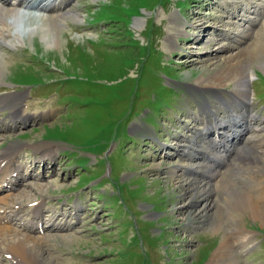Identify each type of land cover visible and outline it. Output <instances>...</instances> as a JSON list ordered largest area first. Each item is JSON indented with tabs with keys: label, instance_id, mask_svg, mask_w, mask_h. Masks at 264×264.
Segmentation results:
<instances>
[{
	"label": "rangeland",
	"instance_id": "obj_1",
	"mask_svg": "<svg viewBox=\"0 0 264 264\" xmlns=\"http://www.w3.org/2000/svg\"><path fill=\"white\" fill-rule=\"evenodd\" d=\"M70 5L78 21L11 36L0 47L8 65L0 83V158L19 148L15 162L24 176L7 190L24 208L11 226L45 237L40 264H210L238 226L251 239L234 243L236 264H264V223L230 210L243 194H264V0ZM21 13V27L52 14ZM236 54L246 58V101L258 115L250 106H226L238 96L234 72L217 89L206 84ZM17 110L31 118L21 122ZM240 113L261 128L242 132L237 154L233 139L225 154L212 156L205 141L217 140V132L198 137L204 120ZM191 150L209 153L213 177L202 178L208 172ZM33 201H43L44 211L68 208L56 212L59 228L44 235L22 228ZM10 263L0 253V264Z\"/></svg>",
	"mask_w": 264,
	"mask_h": 264
},
{
	"label": "bare ground",
	"instance_id": "obj_2",
	"mask_svg": "<svg viewBox=\"0 0 264 264\" xmlns=\"http://www.w3.org/2000/svg\"><path fill=\"white\" fill-rule=\"evenodd\" d=\"M42 2L45 3L40 5V3ZM70 2L71 0H0V47L6 46L8 44L7 41L11 36L14 37V39H19L21 37L25 39L26 37L28 38L29 36H34L36 31L41 32L43 27L45 28L43 29L45 33H50L53 32V30L59 31V26H60L59 24H62L63 22H66L68 20L78 21V17L75 9L69 8L68 10H66L70 5ZM22 10H27L30 12H39V11L46 13L51 12L52 14L42 19L39 17H37L36 19L33 17L29 18L28 19L29 23L26 22L28 24L27 25L24 24L23 27H21V23L19 20H21L23 17L21 13ZM34 20L36 21L39 20L40 26L35 25L36 23ZM42 20L43 21L45 20L44 23L42 22ZM245 59L243 58V54L240 56L236 54L229 57L228 59L229 65L225 69H219L217 70L216 73L213 74L212 78L214 79V85H210L212 83H206L211 88L214 87L217 89L219 85H222V82L224 81L223 80L224 77H228V75H230L229 73L234 72L233 74L232 73L231 74L232 76H234L235 74L234 77L236 78V82H237L235 93L238 96L235 99H233L234 105L231 103L226 105L228 109L231 111H235L236 109L237 111L238 109H245L247 111L250 106V104L246 101L247 99L246 97L248 96L249 93L247 89L248 85L246 82V79L248 77L247 67L245 68V72H244V68L241 69L240 67L241 63ZM7 67H8L7 61L3 57H1L0 54V83H1V79L5 75L6 70L4 69H6ZM223 111L225 112L224 107H223ZM41 114L43 115L48 114L49 116L52 114V111L44 110L42 111ZM13 115L17 116L18 117L17 119L20 120L21 122H24L25 120L31 118L28 115H24L22 113L20 114L19 110H17ZM225 115L226 118H220V116H218L217 118L214 114H211V116H209L210 122L207 121V118L204 120V124H205L203 128L204 130L201 131V133L198 135V137L204 135L207 138L210 137V135L213 132L214 133L217 132V137H218L217 140L212 138L209 139L207 138L208 140L205 139L206 146L209 147L210 145L211 147H213L209 150V152L211 151L212 156L213 153L219 154L224 152L225 154L227 151L226 148L228 147V146L226 147L225 142H232L233 139L235 140L237 139V142L235 144L234 142L231 143L230 147H232V150H234V152H236L237 154L236 145L239 144L241 146L245 141L242 132L244 131L248 132L249 131L248 129L250 128L256 129L255 127L258 126L257 125L253 127V125H251L249 122V121H253L254 124H256L258 121L257 122L255 120L247 121L248 119V117L246 119L247 113L246 115L245 113L244 114L240 113L239 115L231 114V117H227V114ZM213 116L214 118H212ZM257 128L259 129L261 127H257ZM204 136L202 137V139L204 138ZM190 149L192 148L190 147ZM18 151L19 148H17L16 151L10 154L7 155L3 154L0 158V192L6 191L5 193L0 194V253L2 255H5L10 260L11 262L10 264H40L41 262L40 258L42 257L40 258L38 257V254H40L38 246L40 244L39 241L41 240L42 237L37 239L36 237H33L36 235L22 232L19 229H17V227L14 228L11 226V223H13L18 216L22 217V211H24V208L21 205L19 206L17 203L11 201L12 200L11 193L10 191L7 192V190H11L14 187H16L18 185V182L22 180L24 177L23 174L20 173V167L22 165L20 166L15 162V157H16L15 153ZM191 151H192L191 154L194 152L193 157L194 155H196L194 159L195 160L198 159L197 161L199 164H201L202 169H204L203 167H206L205 170L208 172V174L202 173L201 175L202 178L206 177L207 175L213 177L214 175L211 173L212 172L214 173V170H216L215 169L216 166L212 168L211 166H209L208 162L205 161L210 159L209 153L207 152L208 153L207 154L200 150L199 152H196V150H191ZM55 156L56 154H54V152H49L48 155L46 156V160L49 159V161L52 162L53 164L55 160ZM38 158L39 159L35 160L36 163L42 160V156H39ZM214 160L217 161L216 159ZM218 164L219 163H215V165ZM195 174L198 173L194 172V175ZM29 177L30 174L28 178ZM261 190H264V187ZM259 198L263 200L261 202V205H258L256 203V201L257 202L260 201ZM254 199L255 200L248 197V195L243 194L242 199L240 201H237L235 204H232L230 210L242 212L243 214L246 213V215L248 214L249 217H251L252 219L254 220L259 219L262 223H264V207L262 206L264 205L263 191L262 193L257 192L256 195L254 196ZM42 204L43 201H36V202L33 201L31 203L32 208H31V214L29 216L30 220L28 221V224L22 228H27L28 230L36 231L37 234L39 235H44L46 232H48V230L59 228L58 225L60 224V222L57 224L55 222V218H57L56 212L58 210V206H55V208L52 210L49 209L44 211L41 209ZM61 207H59L58 211H61L60 210ZM66 209L67 210L61 212H68V208ZM45 216H47L49 221L52 220L53 221L49 223L41 224V221ZM76 216H78V214ZM62 220H63L62 224L64 223L66 224L69 221L68 218H64V219L62 218ZM62 230L64 231L68 229L65 228ZM230 232L232 233V236H235L237 234L236 235L237 237H235L234 241H232L228 236L223 238L219 248H217L216 251L212 254L210 258L211 261L210 264H236L237 260L235 261V258H233V253H232L234 251L233 248L234 243L244 244L251 239L250 232H247L245 228H241L237 226L236 228H233ZM44 238L45 237H43L42 239Z\"/></svg>",
	"mask_w": 264,
	"mask_h": 264
}]
</instances>
